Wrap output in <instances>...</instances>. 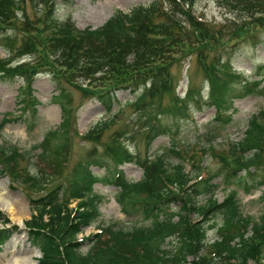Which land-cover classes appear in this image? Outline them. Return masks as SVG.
<instances>
[{"label": "trees", "instance_id": "1", "mask_svg": "<svg viewBox=\"0 0 264 264\" xmlns=\"http://www.w3.org/2000/svg\"><path fill=\"white\" fill-rule=\"evenodd\" d=\"M28 1L36 8V19L27 14ZM197 1L154 0L131 12L116 10L100 27L79 29L70 19L61 21L56 16V0H0V37L9 56L32 58L31 63L17 65L0 58V80L16 75L28 80L41 70L51 72L60 87L58 100L67 113L61 128L69 117V104L63 99L70 86L77 88L83 99L104 103L108 111L119 104L118 111L99 122L87 139L99 140L127 109L135 114L120 122L102 155L93 150L72 168L70 149H65V134L60 131L46 134L36 161L30 152L0 143L3 172L32 195V215L25 225L31 243L43 253L39 264H186L190 255L193 264L263 260L264 221L243 214L238 191L232 186L251 192L261 184L250 185L249 179L264 174V110L251 115L243 138L226 153L213 144L217 131L233 119L227 113L233 100L261 90L258 82L247 79L240 80L242 87L237 89L234 80L240 76L232 71L229 59L242 41L259 42L264 47V0H217L229 14L220 21L199 17ZM19 12H23L21 18ZM188 57H195L202 67L210 87L208 104L216 109L214 120L203 133L213 135L201 150L216 155L220 169L206 178L200 175L203 165L193 161L194 156L175 138H170L171 146L144 159L124 144L127 137L135 138L136 128L148 143L160 136L172 137L180 121L190 116L191 107L203 106L202 88L193 83L189 82L185 96L177 93L179 80L173 68ZM119 91L135 97L122 102L117 97ZM105 158L112 159L113 167L135 162L144 169V176L136 181L122 170L105 177L89 169L90 164ZM186 163H192V173ZM220 176L229 189L223 201L215 196L219 185L213 182ZM98 182L115 184L122 210L150 223L131 229L108 224L101 233L80 240L83 229L101 215L104 196L95 191ZM200 196H205L203 203ZM72 200H77L74 207ZM216 214L223 217L219 235L210 245L211 251L205 252L208 224ZM1 222L10 220L0 211ZM9 230L0 227V244L8 239ZM174 235L182 245L170 257L164 255L165 243ZM85 242L90 243L87 252L82 251Z\"/></svg>", "mask_w": 264, "mask_h": 264}, {"label": "rangeland", "instance_id": "2", "mask_svg": "<svg viewBox=\"0 0 264 264\" xmlns=\"http://www.w3.org/2000/svg\"><path fill=\"white\" fill-rule=\"evenodd\" d=\"M152 1L59 0L57 2V14L59 17H71L81 28L89 25L97 27L108 20L118 9L129 12L137 5H148ZM197 8L198 13L204 14L212 19H221L224 14L215 0H201L197 4ZM27 11L33 16L34 10L30 4L27 6ZM262 34L264 36V33ZM263 36L262 38H264ZM2 43L4 41L0 37V44ZM0 57H7V52L3 46H0ZM229 60L232 64V71L240 76L239 79L234 80L236 81L234 86L237 89L242 87L240 80L249 79L252 83L258 82L256 85L261 90L245 94L233 100L231 108L227 111V113H232L233 119L217 131L218 138L213 144L219 152L224 151L225 153L234 142L244 136L251 115L260 110H264V47L259 42L255 43L251 40L242 41L232 50ZM173 71L177 74L179 80V86L177 85L179 94H185L189 82L202 88L203 106L201 108L192 106L190 116L186 120L180 121V124L174 129V135L172 137L171 135L160 136L153 142L148 143L140 135V129L136 128L133 134L135 138L127 137L128 139H125L124 144L129 146L132 152H135L144 159L149 155L160 153L165 147H169L172 144L170 138H175L178 145L187 153L194 154V159L197 163L203 162L200 164L204 167L202 173L212 176L220 169L219 159L213 154L204 158L201 152L203 151L201 150L203 145L207 144V139L213 135L209 134L206 136L203 133L209 127L208 123L214 120L216 112V109L208 104L209 83L205 80L202 67L195 57L175 65ZM24 83L25 80L21 77H16L13 80L0 81V140L6 143L17 144L19 147L30 151V155L34 159L33 152L36 150V147L43 141L47 132L60 126L62 118L65 115L62 116L61 107L52 101V97L59 94L58 86L52 80L51 75L44 72L36 76L31 83L34 94L40 101L38 118L30 120V122H23L20 119L14 120L20 114V104L18 101L20 99V93L24 92V89L21 91ZM68 90V93L71 94L70 98L73 105L69 109L72 114L68 117L64 130L60 133L65 134L63 143L64 145H68L71 150L69 161L70 167L72 168L93 150L95 152L97 151L98 155H102L106 149L105 146L111 141V135L121 125L120 122L133 119L135 114L133 110L127 109L120 116L119 122L114 124L111 130L104 132L99 140L87 139L89 132L99 121L109 114L118 111L119 104H115L111 111H106L104 103L98 102L96 99L83 100L80 91L74 87ZM117 97L120 101L124 102L126 99L134 98L135 94L128 91H119ZM53 106H56L58 109ZM5 114H9V117L12 119L8 122H3ZM113 164L112 159L105 158L101 163L90 164V169L95 174L105 177H112L117 169L123 170L129 179L140 180L143 177V169L136 163H124L118 167H113ZM30 166L33 169L35 167L33 164ZM189 168L188 170H190ZM222 179L223 177L220 176L213 180L214 183L219 185L215 194L219 201L223 200L225 194L228 192L225 191V184L222 182ZM257 181H261V184L251 192H245L240 186L233 185L232 187H236L239 192L237 198L240 200V209L243 214L264 221V174L257 176L256 180L249 179V184H255ZM12 185L14 184L11 177L2 173V167L0 165V211L10 220L7 224L3 222L0 224L1 228L10 229L8 239L0 244V264H8V261L13 257H30V249L38 251L30 243L28 230L25 227V220L30 219L32 214L29 199L32 195L27 193L25 189L12 187ZM95 191L104 196V200L100 206L101 215L93 225L84 229L79 238L87 239L107 224L118 223L121 227L131 229L135 226L150 223L148 219H140L135 215H127L122 210V206L117 201L118 187L112 182H98L95 185ZM199 201H205V196H200ZM6 203L14 208L16 219H13L8 210L5 209ZM194 217L192 214V218ZM222 221V215L216 214L212 216L208 224L205 250L209 249L211 251L210 245L216 241L219 235L217 228L222 224ZM181 245L182 242L177 235L167 238L164 255L171 257V254H174L175 251L177 252ZM89 247L90 243L85 242L82 251L87 252ZM35 253H37L35 259L38 262L41 257V252L38 251ZM261 256L263 257L261 263L264 264V251ZM192 259V257H189V260ZM249 263L261 264L256 260H249ZM187 264H192V262H188Z\"/></svg>", "mask_w": 264, "mask_h": 264}, {"label": "bare ground", "instance_id": "3", "mask_svg": "<svg viewBox=\"0 0 264 264\" xmlns=\"http://www.w3.org/2000/svg\"><path fill=\"white\" fill-rule=\"evenodd\" d=\"M53 107L58 109L56 106H53ZM5 202H3V203H5ZM5 206H6L5 209L8 210V212L11 214L12 218L16 219V217L14 215L15 214L14 208L10 204H7V203L5 204ZM35 252H38V251H36L35 249H30V251H29L30 257H25V256L13 257L8 261V264H38L37 260L35 259V256L37 254Z\"/></svg>", "mask_w": 264, "mask_h": 264}]
</instances>
